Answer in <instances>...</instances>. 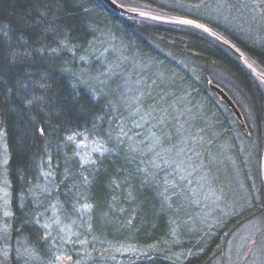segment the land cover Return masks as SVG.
Instances as JSON below:
<instances>
[{
  "label": "trees",
  "instance_id": "obj_1",
  "mask_svg": "<svg viewBox=\"0 0 264 264\" xmlns=\"http://www.w3.org/2000/svg\"><path fill=\"white\" fill-rule=\"evenodd\" d=\"M114 1L198 22L213 37L191 26L117 15L103 0H0V130L11 211L7 264H22L11 248L15 241L40 254L46 248L35 216L43 204L68 225L96 221L111 242L135 250L159 247L122 264H211L233 234L251 221L264 225V87L215 39L232 44L264 73V0ZM130 59L159 64L166 77L153 84L165 100L182 99L197 119L208 120L169 126V140L181 141L184 155L223 151L236 183L250 192L258 186V196L228 214L216 237L184 248L168 243V207L161 202L156 209L148 184L163 183L170 171L159 170L145 151L148 124L136 117L144 102L128 103ZM211 84L234 101L247 131ZM83 141L95 149L87 153ZM43 186L48 192L39 199L35 192ZM188 250L198 253L171 257Z\"/></svg>",
  "mask_w": 264,
  "mask_h": 264
},
{
  "label": "rangeland",
  "instance_id": "obj_2",
  "mask_svg": "<svg viewBox=\"0 0 264 264\" xmlns=\"http://www.w3.org/2000/svg\"><path fill=\"white\" fill-rule=\"evenodd\" d=\"M220 9H226L222 2ZM130 11L140 12V18L155 22L191 26L213 37V33L205 25L189 19L143 13L138 9ZM241 62L264 87V73L248 61L246 56ZM129 64L128 70H125L128 103L144 102L136 117L137 121L148 124V145L145 151L152 160L156 157L159 170L170 171L163 183L158 181L156 185L148 184V192H154V197L151 196L155 200L156 209L161 202H165L168 207L173 233V239H168L169 245H181L184 248L198 244L202 239L216 237L228 214L240 209L252 197L258 196V186L253 185L250 192L245 185L236 183L237 175L227 167L228 157L223 151H213L205 155L202 152L184 155L181 151V141L174 143L169 140V126L179 128L177 121H184V125L189 127L190 124L186 121L208 120L197 119L196 110L192 106H182V99L175 100L172 104L165 100L163 90H158L157 85L153 84L164 82L166 77L165 70L159 64L150 60L139 64L133 59L129 60ZM119 69L121 70V67ZM81 143L85 150L88 149L87 153L95 149L91 143ZM175 146L179 149L173 153ZM6 160V147L0 130V264H7L6 258L10 250L5 239L11 212L9 185L4 170ZM47 192L48 187L43 186L37 189L35 196L42 199ZM50 214L51 210L46 204L41 205L40 211L35 214L42 230V241L48 243L46 248L41 250V254L29 247L26 241L18 240L12 243L11 248L22 264H105L106 260L107 264H122L129 259H139L150 253H157L159 249L149 247L135 250L111 242L114 239L110 235L109 238L104 236L96 221L74 220L68 225L63 219L55 217V220ZM95 243L100 246L93 249ZM68 250L70 253H67ZM191 253L188 250L184 254L175 253V257H171L180 261L190 257ZM196 253L198 252L192 254ZM217 254L218 258L211 264H264V225L259 220L251 221L233 234L223 250Z\"/></svg>",
  "mask_w": 264,
  "mask_h": 264
},
{
  "label": "water",
  "instance_id": "obj_3",
  "mask_svg": "<svg viewBox=\"0 0 264 264\" xmlns=\"http://www.w3.org/2000/svg\"><path fill=\"white\" fill-rule=\"evenodd\" d=\"M103 2L112 10L114 11L117 15L120 16H140L141 14L131 12L130 10L125 9L124 7L120 6L118 3H116L114 0H103ZM215 39L222 44L224 47H226L236 58L239 60L244 59V55L240 53L232 44L215 37ZM210 88L215 91V93L218 95V97L226 103V105L232 110L233 114L235 115L236 119L239 121L241 124L242 128L247 131V126L244 121V117L237 107V105L234 103V101L229 97V95L220 87L217 85H210ZM263 179H264V158H263Z\"/></svg>",
  "mask_w": 264,
  "mask_h": 264
},
{
  "label": "bare ground",
  "instance_id": "obj_4",
  "mask_svg": "<svg viewBox=\"0 0 264 264\" xmlns=\"http://www.w3.org/2000/svg\"><path fill=\"white\" fill-rule=\"evenodd\" d=\"M120 5V4H119ZM120 6H122V5H120ZM123 7V6H122ZM125 8V7H124ZM126 9V8H125ZM131 12H135V11H131ZM135 13H139L140 14V12H135ZM133 17H139V16H133Z\"/></svg>",
  "mask_w": 264,
  "mask_h": 264
}]
</instances>
